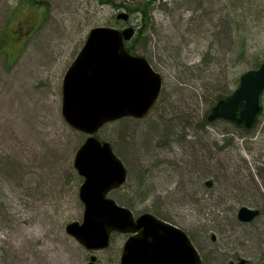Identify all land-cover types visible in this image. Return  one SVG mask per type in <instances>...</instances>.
<instances>
[{"label":"rangeland","instance_id":"rangeland-1","mask_svg":"<svg viewBox=\"0 0 264 264\" xmlns=\"http://www.w3.org/2000/svg\"><path fill=\"white\" fill-rule=\"evenodd\" d=\"M193 1L0 0V264H87L91 255L120 264L129 233L112 232L108 248L91 251L66 232L83 221L84 177L74 160L87 135L62 115L63 79L97 26L134 27L127 47L163 79L148 115L108 122L96 134L128 172L108 197L135 217L151 213L182 229L203 264H262L247 244L264 225V93L251 128L208 117L264 62V0ZM119 12L129 19L117 20ZM36 112L30 149L23 118ZM241 140L259 193L226 175L224 155ZM242 207L259 215L241 221Z\"/></svg>","mask_w":264,"mask_h":264},{"label":"water","instance_id":"water-1","mask_svg":"<svg viewBox=\"0 0 264 264\" xmlns=\"http://www.w3.org/2000/svg\"><path fill=\"white\" fill-rule=\"evenodd\" d=\"M117 19L127 21L129 14L120 12ZM134 34L131 26L93 27L64 76L62 115L70 126L88 135L74 160L85 178L79 194L84 204L83 221L68 224L66 232L91 251L107 248L114 231L131 233L124 243L120 264H203L182 229L151 213L135 218L130 209L107 197L126 181L127 169L110 143L96 134L108 122L148 115L163 85L161 75L146 58L126 49L125 43ZM263 93L264 62L259 69L241 76L237 89L213 106L208 119L251 128L262 112ZM258 215V210L247 207L238 212L244 222ZM87 264L100 263L93 255Z\"/></svg>","mask_w":264,"mask_h":264},{"label":"bare ground","instance_id":"bare-ground-1","mask_svg":"<svg viewBox=\"0 0 264 264\" xmlns=\"http://www.w3.org/2000/svg\"><path fill=\"white\" fill-rule=\"evenodd\" d=\"M190 1H191L192 7L197 6L196 4L197 2L195 1L192 2V0ZM176 15L177 17H179L180 13L176 12ZM42 55H43V52L40 58H42ZM23 121L25 123V128H26L25 130L26 134L22 135L23 144L30 147V149H34L36 142L31 141V139L29 138L30 136L29 130L31 129L35 131V129L37 128V125H39L40 120H38V112L34 114L27 113L25 117L23 118ZM174 127H175L174 124H169L170 129H174ZM176 129L177 131H179V128H176ZM236 142H233V145L227 150V152L224 155V164L227 167L226 175L232 180L234 185H237L240 188H243L245 186H250L252 191L259 193L260 192L258 188L259 183L256 177L254 176V171H253L255 169L254 167L255 165L253 166L254 162L251 164L252 158L249 157L248 153H244L241 151V149H244L245 147V144H244L245 140L236 141ZM177 145H178L177 152H179L181 145L179 143ZM212 150H213V146H212ZM169 151H173L172 148H170ZM259 153L260 155L264 156V151L262 152L258 151V154ZM262 161L263 163L259 164V166H260V169L263 171L262 178L264 181V160ZM228 166H229V170H228ZM171 192L172 190H170L168 192V195H166L168 200L170 198L168 196L171 195ZM230 230L232 231V228L228 227L227 232H229ZM231 231H230V234L232 235ZM248 235H249L250 243L247 244V247L249 249V253L254 256L255 252L258 253V251H260L261 253H259L260 255L258 256L262 264H264V258L261 259V256L264 254V225L259 227V229L251 232ZM231 239L237 240V236H235L234 238H232V236H229L228 240H231ZM255 256H257V254H255Z\"/></svg>","mask_w":264,"mask_h":264},{"label":"trees","instance_id":"trees-1","mask_svg":"<svg viewBox=\"0 0 264 264\" xmlns=\"http://www.w3.org/2000/svg\"><path fill=\"white\" fill-rule=\"evenodd\" d=\"M146 7V6H145ZM143 11L145 12V9H143ZM2 49V45H0V50ZM127 49L132 53V50L129 49V47H127Z\"/></svg>","mask_w":264,"mask_h":264}]
</instances>
